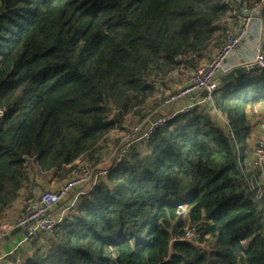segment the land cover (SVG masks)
Returning <instances> with one entry per match:
<instances>
[{
	"label": "trees",
	"instance_id": "obj_1",
	"mask_svg": "<svg viewBox=\"0 0 264 264\" xmlns=\"http://www.w3.org/2000/svg\"><path fill=\"white\" fill-rule=\"evenodd\" d=\"M260 3L264 23V0H0V225L23 197L25 214L43 177L100 163L109 135L161 104L222 21ZM260 102L264 69H233L212 102L137 143L52 233L0 264H264L248 117Z\"/></svg>",
	"mask_w": 264,
	"mask_h": 264
},
{
	"label": "built area",
	"instance_id": "obj_2",
	"mask_svg": "<svg viewBox=\"0 0 264 264\" xmlns=\"http://www.w3.org/2000/svg\"><path fill=\"white\" fill-rule=\"evenodd\" d=\"M261 9L262 3L250 7L244 5L241 8L238 24L234 28L226 30L224 42L220 46L219 51L209 62L197 67L190 79L191 82L165 100L154 114L137 121L124 131L115 154L114 162L111 165L129 158L133 147L137 143L148 140L157 129L171 119L190 112L198 104L212 102L215 92L221 85L222 77L230 73L233 69L237 67H245L247 71L264 69V29ZM249 38L260 40V44L256 47L253 57L248 60L244 59V62L238 60L237 62L231 63L232 56L241 49L242 44L248 41ZM190 96H197V99L187 104L179 105L181 100ZM160 109L162 110L161 112H159ZM0 116H2V111H0ZM254 155L255 166L261 172H264V126L263 134L258 140ZM111 165L98 166L91 169L88 166L82 165L80 168L81 178L63 183L56 191H46L38 194L36 198L29 202L25 214L21 218L10 222L3 221L0 225V247L6 242V237L14 230H21L23 236L17 243H14V246L11 247L9 252L3 255L0 254V262L9 254H12L17 247L29 240H33L39 234L52 233L56 225L63 220L65 214L76 204L80 195L85 194L96 186L100 177L107 174ZM261 178V184L264 188L263 174ZM75 185L81 186L80 191L74 194L75 196L69 202V205L64 207L60 214L55 216L54 212L57 206L67 198ZM84 187L86 189H82ZM178 209L184 212L185 205L180 204ZM195 236L196 231L190 229L187 233V239L193 240Z\"/></svg>",
	"mask_w": 264,
	"mask_h": 264
},
{
	"label": "rangeland",
	"instance_id": "obj_3",
	"mask_svg": "<svg viewBox=\"0 0 264 264\" xmlns=\"http://www.w3.org/2000/svg\"><path fill=\"white\" fill-rule=\"evenodd\" d=\"M240 15H241V12L239 11L238 19L233 17V18H226L225 20L222 21V24L225 27L224 30L221 33H217L216 34V39H217L216 43H214V45L212 46L211 50L208 51V53L205 55V57L202 58L201 60H199V62H198L196 67L191 68V69L190 68L189 69H185V68L181 67L180 69H178L177 71L172 73L170 76H168L167 79L169 80L170 86H172L171 90H166V92L164 93V95L162 97L163 99H162L161 104H159L151 114H154L159 109V107L164 103L165 100L170 98V96H172L174 93L178 92L179 90H181L183 87L187 86L191 82L190 79L193 76V74L195 73L197 67H199L203 63L209 62V60L216 55V53L220 49V46L224 42V37H225L226 30H230V29L234 28L238 24L239 19H240ZM263 29H264V23H263ZM263 38H264V36H263ZM252 41H250V40L249 41H245L242 44L240 52H241V54L245 55V58L240 60V62H244L246 59L248 60V59L253 57L256 47L258 46V44H260V40L259 39H255V40L252 39ZM217 44H220V45H217ZM221 82H222V80H221ZM161 111L162 110L160 109L159 112H161ZM248 117H249V121H250V123L252 125V139H251V141H252V144L255 147V146H257V142H258L259 138L263 134L264 103L263 102L257 103L254 108H250L248 110ZM137 121L138 120L136 119V117H130V118H128V122H127L125 127L126 128L131 127ZM123 130H114L109 135L107 141L104 143L103 147L101 148L103 158H102V161L100 163L99 162H97V163L93 162V164L92 163L87 164L86 163L87 159L84 162L81 161L79 166L76 168L75 172L73 171V173L70 175V177L64 178L62 180L57 179V178H54L55 180H53V179L50 178L51 175L48 174L49 180H48V178L43 177V180H41L39 184H36L35 187L32 190H36V191H34L36 193H38V191H40V192H43V191L44 192H46V191H56L57 189H59L63 185V183L68 182V181L73 180V179L81 178L82 175H81V172H80L81 171L80 168H81L82 165L88 166L90 169L91 168H95L97 166H108V165H111L114 162L116 151H117V149L119 147L120 140H121V138H122V136L124 134L125 130L124 131ZM254 158H255V155H254V151H253L252 154H251L250 161H252L254 167L257 168L255 166ZM257 169L259 170V168H257ZM259 172H260L261 176H262V174L264 175V172H261L260 170H259ZM51 181H53V182H51ZM46 182H48V183L46 184ZM257 182L259 184H261L262 178L260 177V179ZM80 189H81V186H79V185L76 186L75 185V187L73 188L71 193L67 196V198H65L57 206V208H56V210L54 212L55 216L60 214V212L63 210L64 207H67L69 205V202L75 196L74 194H77L78 191H80ZM82 189H86V187H84ZM87 190H88V188H87ZM23 199H24V197L19 199L20 201L18 200L20 202L19 204H21V205L24 204V202L22 203ZM21 205H19V206L21 207ZM20 209L21 208H19V210ZM16 210L17 209L14 208L13 212L9 211V212H12V213L8 212L9 214L7 213L6 216L9 219H12V220L15 217H16V219L20 218L21 217L20 215L14 216V212H16ZM10 236H11V234L6 237V241L9 240Z\"/></svg>",
	"mask_w": 264,
	"mask_h": 264
},
{
	"label": "crops",
	"instance_id": "obj_4",
	"mask_svg": "<svg viewBox=\"0 0 264 264\" xmlns=\"http://www.w3.org/2000/svg\"><path fill=\"white\" fill-rule=\"evenodd\" d=\"M252 39L253 40H255V38H249V40L250 41H252ZM248 40V41H249ZM253 42V41H252ZM251 43V42H250ZM241 50H239V51H237L233 56H232V58H231V63H234V62H237L238 60H242L243 58H245V55L244 54H241V52H240ZM197 99V96H190V97H188V98H186V99H183L180 103H179V105H184V104H187V103H189V102H191V101H193V100H196ZM51 182H53V181H51ZM48 182H46V184H47ZM20 204H17V206H15V208L17 209L16 210V212H14V216H18V215H20L21 216V213H19V208H20V206H19ZM12 212H13V210H11ZM12 212H9V213H12ZM8 213V214H9ZM19 216V217H20ZM14 219H16V217L15 218H13V220ZM12 219H9V218H6V217H4V221H11ZM11 234V233H10ZM9 234V235H10ZM22 236H23V232L21 231V230H18L17 232H12V234H11V236H10V238H9V240L8 241H6L1 247H0V254L1 255H3V254H6L7 252H9V250L11 249V247L12 246H14V243H15V241H18L20 238H22Z\"/></svg>",
	"mask_w": 264,
	"mask_h": 264
}]
</instances>
